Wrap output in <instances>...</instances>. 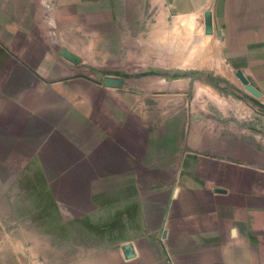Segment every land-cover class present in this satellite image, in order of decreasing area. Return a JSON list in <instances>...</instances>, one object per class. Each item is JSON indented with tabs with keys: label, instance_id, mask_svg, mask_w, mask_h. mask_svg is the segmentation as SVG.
<instances>
[{
	"label": "rangeland",
	"instance_id": "obj_1",
	"mask_svg": "<svg viewBox=\"0 0 264 264\" xmlns=\"http://www.w3.org/2000/svg\"><path fill=\"white\" fill-rule=\"evenodd\" d=\"M43 1L55 5V0ZM129 1L131 8L122 9L119 2L84 0L82 16L95 47L89 53L80 50L81 58L65 51L63 57L80 69L64 78L55 76L52 58L53 70L45 79L96 82L97 112L123 114L129 127L134 123L144 130L146 151L152 142L159 148H153L158 152L153 168L162 172L161 182L147 184V192L229 196L221 208L235 212V223L240 212L242 231L249 225L264 230V78L249 63L264 54V42L232 39L237 35L230 33L231 26L213 24L212 10L196 7L199 0L192 10L199 23L193 26L184 10H177L176 18L165 15L168 24H155L164 16L162 9L143 10ZM7 3L0 0L2 79L23 61L26 47L45 44L56 51L62 33L66 41L72 38L53 17L55 8L33 11V24L24 26V17L9 15ZM92 17L104 35L95 32ZM47 37L53 40L49 45ZM80 38V45H87L85 35ZM108 38L111 54L102 46ZM25 161L0 169V226L14 228L0 231V264H73L72 250L58 246L73 245L74 234L45 196L41 169L18 167L29 164ZM84 235L81 246L91 236Z\"/></svg>",
	"mask_w": 264,
	"mask_h": 264
},
{
	"label": "crops",
	"instance_id": "obj_2",
	"mask_svg": "<svg viewBox=\"0 0 264 264\" xmlns=\"http://www.w3.org/2000/svg\"><path fill=\"white\" fill-rule=\"evenodd\" d=\"M105 1L131 8L129 0ZM135 1L143 10H163L155 24L170 23L165 15L176 18L177 10H184L188 25L199 23L192 11L198 0ZM7 2L9 15L24 17V26L33 24V11L53 7L58 10L53 17L72 34L66 41L62 33L56 51L45 44L26 47L23 61L9 69L11 76L0 78V169L24 159L29 164L18 167L41 169L45 196L74 234L73 245L58 249L72 250L73 264H264V230L249 225L242 231L240 212L235 223V212L221 208L229 196L147 192V184L162 179L161 170L153 168L158 160L153 150L159 148L152 142L146 151L144 130L134 123L129 127L128 116L97 112L96 82L45 79L53 70L52 58L55 76L64 78L79 68L70 65L64 52L82 57L80 50L89 53L95 47V35L82 16L84 0H55L54 6L43 0ZM196 7L211 9L213 24L231 26L230 33L237 35L232 39L264 42V0H199ZM205 21L203 17L200 23ZM100 27L94 30L104 35ZM82 34L85 46L79 43ZM50 40L44 38L47 45ZM105 41L101 45L111 54L112 38ZM249 63L264 78V54ZM12 227L0 226V231ZM85 233L97 236L81 246Z\"/></svg>",
	"mask_w": 264,
	"mask_h": 264
}]
</instances>
